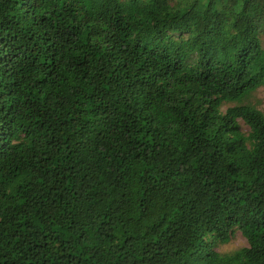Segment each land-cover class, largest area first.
Segmentation results:
<instances>
[{"label":"trees","instance_id":"trees-1","mask_svg":"<svg viewBox=\"0 0 264 264\" xmlns=\"http://www.w3.org/2000/svg\"><path fill=\"white\" fill-rule=\"evenodd\" d=\"M260 87L264 0H0V264H264Z\"/></svg>","mask_w":264,"mask_h":264},{"label":"rangeland","instance_id":"rangeland-1","mask_svg":"<svg viewBox=\"0 0 264 264\" xmlns=\"http://www.w3.org/2000/svg\"><path fill=\"white\" fill-rule=\"evenodd\" d=\"M255 100L258 101V105L261 109L264 111V87H260L254 94ZM242 128L244 131L248 130V127L243 124L242 122ZM247 245V239L246 237L242 234L240 230H237L235 234L233 235L232 241L230 244L226 245L223 247L224 250L230 251V250H235L236 248H239L241 246Z\"/></svg>","mask_w":264,"mask_h":264}]
</instances>
